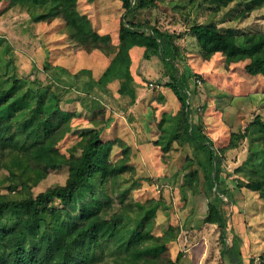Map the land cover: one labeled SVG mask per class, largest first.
<instances>
[{
  "label": "trees",
  "instance_id": "1",
  "mask_svg": "<svg viewBox=\"0 0 264 264\" xmlns=\"http://www.w3.org/2000/svg\"><path fill=\"white\" fill-rule=\"evenodd\" d=\"M107 1L121 12L115 51L111 34L100 31L88 13V7L96 4L97 0H0L9 7H24L36 24L60 20L68 40L86 52L96 50L107 59L97 77L92 69L82 67L73 72L66 65L52 67L48 62L44 67L45 73L49 72L47 80L0 74V170L7 171L4 178L8 183L7 190L18 192L19 187H26L31 191L49 173L61 169L66 171L63 184L49 186L36 194L12 197L0 191V264H105L101 263L103 245L111 242L115 250L110 264H179L182 253H177L173 260L158 259L172 235V227L161 236L150 233L159 201L150 199L145 203H124L126 193L123 191L120 193L122 208L109 218L102 216V203L95 197L83 203L78 219L71 215L69 208L86 183L96 178L100 182H116L133 170L128 150L129 144L134 141L130 129L128 136L115 130L117 135L112 139L103 138L104 131L116 121L117 112L106 109L101 113L95 121L96 125L82 136L78 157H64L55 147V141L66 132L69 121L76 115L74 108L62 106V92L74 89L90 96L99 90L107 91L112 85L120 96L129 99L130 106L135 103L136 85L131 64L132 51L138 48L143 50L142 65L152 58L162 63L167 81L160 93L163 95V90L167 101L180 106L173 115L155 111L158 128L152 129L159 134L152 143L163 152H168L173 143L181 147L191 146V156L186 157L181 165L182 171L187 170L180 189L181 198L184 199L188 192L195 195L202 178L203 193L207 199L203 221L220 228L223 244L228 243V247L222 249L226 261L243 264L239 239L223 209L226 201L222 196L226 195V191L222 187L221 165L225 150L235 148L247 138V127L243 132H231L224 147L214 148L201 123L192 120L194 110L188 101L189 78H194L197 84L200 76L191 74L186 65L182 72L178 70V63L185 64V56L176 45L180 34L128 19L131 13L157 7L164 0ZM220 1L224 6L233 0ZM252 3L260 7L264 5V0H252ZM188 32L195 36L202 50L199 55L207 63L219 54L224 64L243 63V71L248 78L264 80L263 32H222L210 24H193ZM8 51V40L0 36V56ZM8 65L6 62L5 66ZM261 92L264 93V88ZM161 95H158L159 99ZM208 108H203L201 114H206ZM255 123L263 135L259 146L264 147V121L256 118ZM165 124L168 125L163 128ZM165 134L168 140L164 142ZM262 157L264 160V155ZM261 165L256 174H251L245 183H237L236 188L256 192L264 202V161ZM133 213L137 216L136 227L124 238L121 229L124 224L130 223ZM141 225L145 226L144 231L138 230ZM202 250V242L191 248L190 264L201 256ZM258 254L264 264L263 254ZM253 260L252 257L250 262Z\"/></svg>",
  "mask_w": 264,
  "mask_h": 264
},
{
  "label": "rangeland",
  "instance_id": "2",
  "mask_svg": "<svg viewBox=\"0 0 264 264\" xmlns=\"http://www.w3.org/2000/svg\"><path fill=\"white\" fill-rule=\"evenodd\" d=\"M221 4L220 0H164L157 7L131 13L128 19L180 34L176 45L185 56V64L178 63V70L182 72L186 65L191 74L197 73L200 76V83L197 84L194 78H189L188 101L194 110L191 118L201 123L214 148L224 147L231 132H243L247 127V138L235 148L225 150L223 155L221 179L226 191V195L222 196L226 201L223 209L239 239L243 264H262L258 253L264 256V202H261L256 192L236 186L237 183L247 182L251 174H256V169L264 161V147L259 146L263 135L255 123L256 118L264 121V93L261 92L264 80L259 77L248 78L243 71V63L224 64L219 54L214 55L208 63L204 61L199 55L202 53L201 47L188 29L193 24H210L222 32L264 33V5L257 7L252 0H233L224 6ZM88 13L100 31L111 34L115 51L121 12L107 0H97L96 4L88 7ZM63 30L60 20L36 24L24 7H9L7 3L0 2V36L5 37L9 43L8 53H1L0 56V74H13L17 78L29 80L35 76L47 80L49 72L45 73L44 67L48 62L52 67L56 64L66 65L73 72L82 67L92 69L93 75L97 77L107 64V59L96 50L86 52L68 40ZM142 51L140 48L132 51L131 73L136 85V101L133 105L130 106L129 99L120 96L112 85L107 91L99 90L90 96L74 89L61 94L62 106L74 108L76 112L66 132L55 141V147L64 157L79 156L82 136L96 125V119L106 109L118 114L116 121L104 131L103 138L112 139L117 135L115 130L128 136V128L134 138L133 144L128 146L133 170L122 175L116 182H100L96 178L86 183L69 208L71 215L78 219L83 203L95 197L102 203V216L109 218L122 208L120 193L123 191L126 193L124 203H145L154 199L159 204L150 233L161 236L172 227L171 238L158 256L159 260H173L177 253H182L179 264H190L191 248L202 242V254L194 264H229L222 254V249L228 247V243L223 244L220 228L203 221L207 199L203 193L202 178L195 195L188 192L184 199L181 198L180 189L187 171H182L181 165L186 157L191 156V146L181 147L173 143L168 152H163L152 143L153 138L159 134V131L155 133L152 129L158 128V114L155 111L173 115L180 106L167 101L163 90V95L160 93L163 83L167 81L162 63L152 58L142 65ZM6 62L8 66H5ZM205 107H209L206 114H201ZM254 127L256 130L253 131ZM163 138L164 142L167 141L168 135L165 134ZM6 175V169L1 168V193L18 197L19 194L29 196L49 186L63 184L66 171L61 169L49 173L31 191L19 187L18 192L7 190L8 183L4 180ZM136 218V213H133L130 223L124 224L121 229L124 238L136 227ZM137 228L140 231L146 229L142 225ZM103 246L101 263L110 264L115 245L111 242ZM252 257L254 260L250 262Z\"/></svg>",
  "mask_w": 264,
  "mask_h": 264
},
{
  "label": "built area",
  "instance_id": "3",
  "mask_svg": "<svg viewBox=\"0 0 264 264\" xmlns=\"http://www.w3.org/2000/svg\"><path fill=\"white\" fill-rule=\"evenodd\" d=\"M197 83H200L199 81H197ZM154 88H157V86H154Z\"/></svg>",
  "mask_w": 264,
  "mask_h": 264
}]
</instances>
